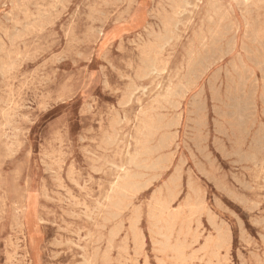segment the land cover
I'll use <instances>...</instances> for the list:
<instances>
[{
	"label": "rangeland",
	"instance_id": "1",
	"mask_svg": "<svg viewBox=\"0 0 264 264\" xmlns=\"http://www.w3.org/2000/svg\"><path fill=\"white\" fill-rule=\"evenodd\" d=\"M65 1L0 0V264H158L147 226L148 206L155 194L166 193L177 169L180 189L173 211L186 208L188 198L201 196L230 232L228 264H264V2ZM221 17L226 18L223 23ZM246 18L254 27L261 23L257 40L251 29L247 36ZM169 87L176 92L170 98L176 110L165 107L159 113L176 121L171 128L174 141L162 153L172 155V162L158 180L149 182L150 175L144 176L146 186L109 218L115 212L110 197L123 177L122 167L135 153L138 117ZM129 171L139 172L131 166ZM135 209L140 211L138 228L144 238L140 254L130 232ZM206 217L199 230L209 228L212 233ZM191 227L198 230L195 222ZM199 249L196 245L189 254ZM197 258L203 259V253Z\"/></svg>",
	"mask_w": 264,
	"mask_h": 264
},
{
	"label": "bare ground",
	"instance_id": "2",
	"mask_svg": "<svg viewBox=\"0 0 264 264\" xmlns=\"http://www.w3.org/2000/svg\"><path fill=\"white\" fill-rule=\"evenodd\" d=\"M67 1V0H66ZM66 1H65V3H66ZM107 1H109V0H107ZM153 1V0H152ZM240 1V0H239ZM244 2H248V1H250V0H243ZM262 2H264V0H261ZM260 1V2H261ZM55 2H56V0H55ZM123 2H124V0H123ZM135 2V1H134ZM179 2V1H178ZM182 2H184V1H182ZM181 2V3H182ZM236 2H238L237 0H236ZM243 2V3H244ZM103 3V2H102ZM107 3V2H106ZM110 3H112L111 1H110ZM115 3V2H114ZM113 3V4H114ZM125 3V2H124ZM153 3V2H152ZM151 3V4H152ZM168 3H171V1L169 2L168 1ZM180 3V4H181ZM218 3V2H217ZM233 3H235V2H233ZM240 3V2H239ZM242 3V4H243ZM259 3V2H258ZM20 4V3H19ZM61 4V3H60ZM173 4H174V2H173ZM13 5V4H12ZM95 5V4H94ZM134 5V4H133ZM178 5V4H177ZM234 5V4H233ZM244 5H245V3H244ZM251 5V4H250ZM264 5V4H263ZM38 6V5H37ZM36 6V7H37ZM60 6V5H59ZM109 6V5H108ZM130 7H131V5H129ZM136 6V5H135ZM219 6V5H218ZM228 6H230V5H228ZM240 6V5H239ZM242 6V5H241ZM8 7V6H7ZM31 7V6H30ZM35 7V6H34ZM39 7V6H38ZM40 7H41V5H40ZM61 7V6H60ZM76 7H78V6H76ZM106 7V6H105ZM110 7H112L111 5H110ZM127 7V6H126ZM167 7V6H166ZM169 7V6H168ZM178 7V6H177ZM214 7V6H213ZM221 7V6H220ZM237 7H238V4H237ZM250 7V6H249ZM57 8V7H56ZM107 8V7H106ZM215 8H218V7H215ZM10 9V8H9ZM64 9V8H63ZM92 9H93V7H92ZM127 9H128V7H127ZM126 9V10H127ZM221 9V8H220ZM37 10H39V8H37ZM41 10V9H40ZM94 10V9H93ZM125 10V9H124ZM215 10V9H214ZM246 10H247V8H246ZM245 10V11H246ZM252 10V9H251ZM95 11V10H94ZM127 11H130V10H127ZM127 11H125V13L127 12ZM164 11H166L165 9H164ZM215 11H217V10H215ZM231 12H232V10H230ZM40 12V11H39ZM55 12V11H54ZM100 12V11H99ZM99 12H98V14L97 15H99ZM131 12V11H130ZM218 12V11H217ZM221 12V11H220ZM246 12H249L248 10L246 11ZM42 13V12H41ZM41 13H39V14H41ZM44 13V12H43ZM49 13V12H48ZM51 13V12H50ZM49 13V14H50ZM53 13V12H52ZM97 13V12H96ZM122 13H124V12H122ZM124 13V14H125ZM129 13V12H128ZM179 13V12H178ZM184 13V12H183ZM224 13H225V11H224ZM253 13V12H252ZM38 14V15H39ZM88 14V13H87ZM93 14H95L94 12H93ZM104 14V13H103ZM148 14H149V12H148ZM154 14V13H153ZM207 14V13H206ZM216 14V13H215ZM218 14V13H217ZM223 14V13H222ZM226 14V13H225ZM225 14H223V15H225ZM232 14H233V12H232ZM250 14V13H249ZM7 15V14H6ZM11 15V14H10ZM33 15V14H32ZM31 15V16H32ZM37 15V16H38ZM51 15V14H50ZM96 15V14H95ZM123 15V14H122ZM126 15H128V14H126ZM125 15V16H126ZM156 15V14H155ZM158 15V14H157ZM178 15H180V14H178ZM177 15V16H178ZM209 16H210V14H208ZM214 15V14H213ZM239 15V14H238ZM245 15V14H244ZM8 16V15H7ZM17 16V15H16ZM19 16V15H18ZM46 16H48V15H46ZM75 16V15H74ZM83 16V15H82ZM81 16V17H82ZM100 16V15H99ZM103 16V15H102ZM102 16H100V17H102ZM109 16H110V14H109ZM129 16V15H128ZM128 16H126V17H128ZM214 16H216V15H214ZM218 16V15H217ZM216 16V17H217ZM220 16H222V15H220ZM220 16H219V18H220ZM247 16H248V14H247ZM256 16V15H255ZM86 17V16H85ZM227 17V16H226ZM43 18V17H42ZM119 18V17H118ZM121 18V17H120ZM151 19L152 18H154V17H150ZM218 18V17H217ZM216 18V21L218 20ZM222 18V17H221ZM229 18V17H228ZM227 18V19H228ZM256 18V17H255ZM255 18H254V20L253 21H255ZM37 19V18H36ZM94 19V18H93ZM103 19V18H102ZM105 19V18H104ZM117 19V18H116ZM211 19V18H210ZM223 19H224V17L222 18V19H219V20H222V23H223ZM226 19V18H225ZM224 19V20H225ZM8 20V19H7ZM9 20H11V19H9ZM35 20V19H34ZM39 20V19H38ZM42 20V19H41ZM66 20V19H65ZM97 20V19H96ZM211 20H213V19H211ZM218 20V21H219ZM251 20V21H252ZM5 21V20H4ZM37 21V20H36ZM43 21V20H42ZM87 21V20H86ZM105 21V20H104ZM117 21V20H116ZM123 21H125V20H123ZM259 20H257V22H258ZM43 22H45V20L43 21ZM46 22H47V20H46ZM103 22V21H102ZM101 22V23H102ZM115 22V21H114ZM121 22V21H120ZM136 22V21H135ZM134 22V23H135ZM173 22V21H172ZM208 22V21H207ZM213 22V21H212ZM226 22V21H225ZM8 23V22H7ZM71 23V22H70ZM88 23V22H87ZM98 23V22H97ZM106 23H107V21H106ZM133 23V24H134ZM159 23V22H158ZM179 23V22H178ZM177 23V24H178ZM218 23V22H217ZM220 23V22H219ZM219 23H218V25H219ZM221 23V24H222ZM259 24H261L260 22H258ZM258 23H256L257 24V26H259V24ZM11 24V23H10ZM29 24V23H28ZM38 24V23H37ZM39 24H40V22H39ZM91 24H93V23H91ZM103 24H105V23H103ZM115 24V23H114ZM162 24V23H161ZM173 24V23H172ZM212 24V23H211ZM211 24H209V25H211ZM214 24V23H213ZM229 24V23H228ZM263 24V23H262ZM45 25V24H44ZM44 25H42V26H44ZM100 25V24H99ZM106 25V24H105ZM147 25V24H146ZM202 25V24H201ZM241 25L243 26V24H242V21H241ZM255 25V24H254ZM27 26V25H26ZM26 26H24V27H26ZM101 26V25H100ZM104 26V25H103ZM162 26H163V24H162ZM178 26V25H177ZM231 26H233V25H231ZM245 26L248 28V30L246 31V32H249V29H251L252 30V33H253V36L256 38L255 40H257L258 38H259V33H260V28L258 29V27L256 28V27H254L253 26V24H250L249 23V19L248 18H246V24H245ZM72 27H73V24H72ZM155 27H157V26H155ZM215 27H216V25H215ZM221 29H222V27L221 26H219ZM225 27V26H224ZM100 28V27H99ZM201 28H203L202 26H201ZM233 28V27H232ZM22 29V28H21ZM30 29V28H29ZM121 29H123V27L121 28ZM176 29H177V27H176ZM212 29V28H211ZM215 29V28H214ZM225 29V28H224ZM94 30H95V28H94ZM152 30V29H151ZM158 30V29H157ZM167 30V29H166ZM223 30V29H222ZM230 30V29H229ZM233 30V29H232ZM21 31V30H20ZM25 31V30H24ZM24 31H22V32H24ZM96 31V30H95ZM98 31V30H97ZM96 31V32H97ZM100 31H101V29H100ZM218 31V30H217ZM224 31V30H223ZM91 32V31H90ZM125 32H127V31H125ZM148 32V31H147ZM163 32V31H162ZM225 32V31H224ZM227 32V31H226ZM226 32H225V34H226ZM245 32V31H244ZM243 32V33H244ZM263 32V31H262ZM261 32V33H262ZM27 33V32H26ZM67 33V32H66ZM98 33V32H97ZM154 33V32H153ZM153 33H152V35H153ZM160 32H158V34H159ZM168 33H171L170 31L168 32ZM175 33V32H174ZM173 33V34H174ZM209 33H210V31H209ZM220 33V32H219ZM222 33V32H221ZM250 33V32H249ZM252 33H250L249 35H247V36H251V34ZM264 33V32H263ZM18 34V32L16 33V35ZM23 34V33H22ZM68 34V33H67ZM66 34V35H67ZM69 34H70V31H69ZM156 34V33H155ZM172 34V33H171ZM213 34H214V32H213ZM212 34V35H213ZM215 34H216V32H215ZM223 34V33H222ZM228 34V33H227ZM230 34V33H229ZM19 35V34H18ZM84 35V34H83ZM82 35V36H83ZM113 35V34H112ZM147 35H148V33H147ZM160 35H161V33H160ZM165 35H166V33H165ZM177 35V34H176ZM224 35V34H223ZM70 36V35H69ZM90 36V35H89ZM100 36V35H99ZM154 36V35H153ZM156 37H157V35H155ZM163 36V35H162ZM173 36V35H172ZM174 36H175V34H174ZM208 36H210V35H208ZM215 36V35H214ZM221 36V35H220ZM1 37V36H0ZM84 37H85V35H84ZM140 37V36H139ZM150 37V36H149ZM203 37V36H202ZM211 37V36H210ZM219 37V36H218ZM244 37H245V34H244ZM13 38V37H12ZM20 38V37H19ZM87 38V37H86ZM158 38V37H157ZM169 38V37H168ZM201 38V37H200ZM205 38V37H204ZM213 38H215V37H212V39ZM106 39V38H105ZM161 39V38H160ZM172 39V38H171ZM221 39H223L222 37H221ZM246 39V38H245ZM248 39V38H247ZM22 40V39H21ZM87 40V39H86ZM200 40V39H199ZM236 40V39H235ZM74 41H76V39L74 40ZM85 41V40H84ZM95 41H97V40H95ZM119 41V40H118ZM149 41V40H148ZM162 41V40H161ZM164 41V40H163ZM166 41V40H165ZM202 41V40H201ZM205 41H206V39H205ZM224 41V40H223ZM228 41V40H227ZM230 41V40H229ZM232 41H234V40H232ZM253 41H254V39H253ZM260 41V40H259ZM8 42H10V39H9V41ZM102 42V41H101ZM168 42H169V40H168ZM172 42V41H171ZM202 42H204V41H202ZM222 42V41H221ZM238 42V41H237ZM252 42V41H251ZM262 42V41H261ZM264 42V41H263ZM51 43V42H50ZM80 43H82V42H80ZM100 43V42H99ZM149 43V42H148ZM212 43H213V41H212ZM215 43V42H214ZM233 43V42H232ZM231 43V44H232ZM241 43V42H240ZM243 43V42H242ZM254 43H255V41H254ZM130 44V43H129ZM132 44H134V43H132ZM131 44V45H132ZM156 44V43H155ZM198 44H201L200 43V41L198 42ZM204 44V43H203ZM202 44V45H203ZM211 43L209 42V45H210ZM252 44H253V42H252ZM257 44V43H256ZM101 45V44H100ZM214 45V44H213ZM215 45H216V43H215ZM213 46V47H216V46ZM223 45V44H222ZM226 45H227V43H226ZM225 45V46H226ZM243 45V44H242ZM245 45V44H244ZM2 46V45H1ZM1 46H0V48H1ZM220 46V45H219ZM232 46H234L233 44H232ZM231 46V47H232ZM239 46V45H238ZM103 47V46H102ZM107 47V46H106ZM164 47V46H163ZM246 47H247V45H246ZM246 47H244V48H246ZM263 47V46H262ZM111 48V47H110ZM207 48H208V46H207ZM206 48V49H207ZM227 48V47H226ZM229 48H230V44H229ZM244 48H243V50H244ZM22 49H23V47H22ZM202 49V48H201ZM234 49V48H233ZM232 49V50H233ZM247 50H250L248 47L246 48ZM255 49V48H254ZM4 50V49H3ZM103 50V49H102ZM123 50V49H122ZM231 50V49H230ZM237 50V49H236ZM247 50H244V51H247ZM1 51V50H0ZM164 51V50H163ZM202 51L205 53V51L202 49ZM207 51V50H206ZM224 51V50H223ZM234 51V50H233ZM232 51V52H233ZM215 52H216V50H215ZM231 52V51H230ZM231 52V53H232ZM248 52V51H247ZM251 52V51H250ZM257 52V51H256ZM259 52V51H258ZM257 52V53H258ZM1 53V52H0ZM13 53V52H12ZM131 53V52H130ZM148 53V52H147ZM161 53V52H160ZM192 53H193V51H192ZM199 53V52H198ZM207 53V52H206ZM208 53H210V52H208ZM217 53H218V51H217ZM217 53H214V56H217V57H219L218 55H216ZM221 53V52H220ZM245 53V52H244ZM252 53V52H251ZM102 54V53H101ZM194 54V53H193ZM224 53H222L220 56H223L224 57V55H223ZM227 54H228V52H227ZM230 54V53H229ZM246 54V53H245ZM250 54V53H249ZM7 55V54H6ZM77 55V54H76ZM189 55V54H188ZM191 55V54H190ZM256 55H258V54H256ZM192 56V55H191ZM190 56V57H191ZM194 56V55H193ZM197 56H199V54L197 55ZM202 56L204 57L205 56V58H207L208 56H206V55H204V54H202ZM201 56V57H202ZM211 56V55H210ZM253 56V55H252ZM7 57V56H6ZM9 57V56H8ZM7 57V58H8ZM100 57V56H99ZM189 57V56H188ZM200 57V56H199ZM212 57V56H211ZM246 57V56H245ZM248 57V56H247ZM138 58V57H137ZM156 58V57H155ZM193 58V57H192ZM196 58H198V57H196ZM204 58V59H205ZM209 58V57H208ZM240 58H242V57H240ZM251 58V57H250ZM258 58H259V56H258ZM98 59V58H97ZM100 59V58H99ZM140 59V58H139ZM151 59V58H150ZM215 59V58H214ZM219 59V58H218ZM247 59V58H246ZM249 59V58H248ZM252 59V58H251ZM264 59V58H263ZM211 60V59H210ZM210 60H208L207 59V61H206V64H207V62L208 61H210ZM216 60V59H215ZM223 60V59H222ZM86 61V60H85ZM147 61V60H146ZM191 61V60H190ZM195 61V60H194ZM202 61V60H201ZM204 61V60H203ZM218 60H216L215 62H217ZM233 61V60H232ZM1 62V61H0ZM18 62H19V60H18ZM149 62H150V60H149ZM192 62V61H191ZM205 62V61H204ZM231 62V61H230ZM234 62V61H233ZM250 62V61H249ZM154 64L156 63V60H155V62H153ZM162 63V62H161ZM213 63V65H214V62H212ZM232 63V62H231ZM242 63V62H241ZM58 64V63H57ZM144 63L142 62V65H143ZM187 65L189 64L190 66H191V64L190 63H186ZM196 64V63H195ZM195 64H194V66H195ZM204 64V63H203ZM211 64V63H210ZM1 65V64H0ZM107 65V64H106ZM153 65V64H152ZM161 65V64H160ZM200 65V64H199ZM209 65V64H208ZM227 65H228V63H227ZM257 65V64H256ZM12 65H10V67H11ZM211 66V65H210ZM243 66H245V65H242V67ZM258 66V65H257ZM26 67V66H25ZM30 67V66H29ZM126 67V66H125ZM145 67H146V65H145ZM200 67V66H199ZM204 67V66H203ZM230 67V66H229ZM263 67V66H262ZM0 68H1V66H0ZM5 68V67H4ZM12 68V67H11ZM100 68V67H99ZM150 68H152V67H150ZM188 68H190L189 66H188ZM192 68H194V67H192ZM197 68V67H196ZM208 68V67H207ZM206 67H204V69L206 70L207 69ZM236 68H237V66H236ZM256 68V67H255ZM258 68V67H257ZM2 69V68H1ZM0 69V70H1ZM163 69V68H162ZM187 69V68H186ZM199 69H201V67L199 68ZM203 69V68H202ZM227 69V68H226ZM11 70V69H10ZM151 70V69H150ZM154 70V69H153ZM196 70V69H195ZM198 70V69H197ZM196 70V71H197ZM208 70V69H207ZM206 70V71H207ZM219 70V69H218ZM242 70H243V68H242ZM247 70V69H246ZM2 71V70H1ZM13 71H14V69H13ZM188 71V70H187ZM186 71V72H187ZM192 71V70H191ZM200 71V70H199ZM236 71V70H235ZM235 71H233V72H235ZM241 71V70H240ZM244 71V70H243ZM143 72H145V71H143ZM193 72H194V69H193ZM198 72V71H197ZM201 72V71H200ZM218 72V71H217ZM228 72V71H227ZM245 72V71H244ZM248 72V71H247ZM259 72V71H258ZM262 72V71H261ZM8 73V72H7ZM150 73V72H149ZM152 73V72H151ZM189 73V72H188ZM187 73V74H188ZM211 73V72H210ZM214 73H216V72H214ZM213 73V74H214ZM251 73V72H250ZM1 74V73H0ZM5 74V73H4ZM101 74H102V72H101ZM145 74V77L147 76L146 75V73H144ZM195 74H197V73H195ZM200 74L201 73H199V77H200ZM203 74H204V72H203ZM218 74V73H217ZM226 74V73H225ZM231 74V73H230ZM234 74V73H233ZM236 74H238L237 72H236ZM235 74V75H236ZM245 73H243V75H244ZM247 74V73H246ZM249 74V73H248ZM247 74V75H248ZM186 75V74H185ZM227 75V74H226ZM229 75V74H228ZM240 75V74H239ZM251 75V74H250ZM4 76V75H3ZM148 76H149V74H148ZM215 76V75H214ZM219 76V75H218ZM5 77V76H4ZM4 77H2V78H4ZM128 77V76H127ZM184 77H186V76H184ZM210 77H212V76H210ZM230 77H233V76H231L230 75ZM237 77V76H236ZM239 77V76H238ZM241 77V76H240ZM248 77V76H247ZM147 78V77H146ZM145 78V79H146ZM160 78V77H159ZM194 78V77H193ZM214 78V77H213ZM242 78H244V77H242ZM252 78V77H251ZM255 78V77H254ZM23 79V78H22ZM104 79V78H103ZM143 79V78H142ZM182 79V78H181ZM199 78L197 77V80H198ZM220 79V78H219ZM227 79V78H226ZM229 79V78H228ZM227 79V80H228ZM235 79V78H234ZM241 79V78H240ZM248 79V78H247ZM249 79H250V76H249ZM248 79V80H249ZM261 79V78H260ZM264 79V78H263ZM3 80V79H2ZM156 80V79H155ZM209 80V79H208ZM207 80V81H208ZM211 80H213L212 78H211ZM233 79H231V81H232ZM247 80V81H248ZM190 81H191V79H190ZM214 81H218V80H214ZM229 81V80H228ZM251 81H254V79L253 80H251ZM262 81V80H261ZM49 82V81H48ZM47 82V83H48ZM185 82V81H184ZM205 82V81H204ZM242 82H244L243 81V79H242ZM263 82H264V80H263ZM2 83V82H1ZM216 83V82H215ZM226 83V82H225ZM230 83V82H229ZM235 83V82H234ZM233 83V84H234ZM241 83V82H240ZM187 83H185L184 85H186ZM190 84L191 83H189V85L188 86H190ZM193 84H194V82H193ZM208 84H209V81H208ZM211 84V83H210ZM217 84V83H216ZM231 84H232V82H231ZM255 84V83H254ZM134 85V84H133ZM179 85V84H178ZM206 85V84H205ZM212 85H213V83H212ZM227 85V84H226ZM236 85V84H235ZM234 85V86H235ZM250 85V84H249ZM100 86H101V84H100ZM106 86V85H105ZM179 86H181V85H179ZM183 86V85H182ZM182 86L181 87H179V88H181V89H183L182 88ZM215 86V85H214ZM242 86V85H241ZM252 87H253V84L251 85ZM255 86V85H254ZM263 87H264V85H262ZM210 87V86H209ZM218 87H219V85H218ZM226 87V86H225ZM230 87V86H229ZM238 87V86H237ZM244 87H246V85H244ZM144 88H146V87H144ZM143 88V89H144ZM177 88V87H176ZM184 88H185V86H184ZM233 88V87H232ZM236 88V87H235ZM241 88H243V87H241ZM254 88V87H253ZM140 89H142V88H140ZM188 89V88H187ZM203 89V88H202ZM219 89V88H218ZM220 89H221V87H220ZM237 89V88H236ZM236 89H235V91H236ZM239 89V88H238ZM246 89V88H245ZM244 89V90H245ZM256 89V88H255ZM255 89H253V90H255ZM138 90V89H137ZM184 90V89H183ZM186 90V89H185ZM200 90H201V88H200ZM215 90V89H214ZM243 90V91H244ZM251 90V89H250ZM252 90V91H253ZM263 90V89H262ZM143 91V90H142ZM144 91H145V89H144ZM239 91H240V89H239ZM264 91V90H263ZM203 92V91H202ZM210 92V91H209ZM212 92V91H211ZM215 91H213V93H214ZM217 92V91H216ZM227 92V91H226ZM237 92V91H236ZM251 92V91H250ZM256 92V91H255ZM137 93V92H136ZM180 93V92H179ZM208 93V92H207ZM249 92H248V90H247V94H248ZM252 93V92H251ZM176 94V92H175V90L173 89V88H171V87H169L167 90H166V92L164 93V94H158L155 98H154V100H153V102H152V104L149 106V107H146L144 110H142L141 111V114L139 115V117H138V120H137V129H136V133H135V153L133 154V156L128 160V162H127V166L126 167H122V173H123V177H121L120 178V181L117 183V185H116V187L114 188V194H113V196H111L110 197V204H111V206H112V209L115 211L113 214L111 213L110 214V216H109V218H113L114 216L116 217V214L119 212V211H121V210H123V209H125L129 204H130V200L131 199H133V198H135L137 195H138V193L139 192H141V190L146 186V182H144V176H148V175H150L149 176V178H148V181L149 182H153V181H155V180H158L159 178H160V176H161V173L162 172H164L165 170H167L168 168H169V166H170V164H171V162H172V155H162V153L167 149V148H169L171 145H172V143H173V141H174V136H173V134L171 133V128L173 127V126H175V124H176V121L175 120H173V119H168L166 116H164V115H162V114H160L159 113V111L162 109V108H175V110H176V107H177V105L175 104V103H173V102H171V100H170V98L171 97H173L174 95ZM193 94V93H192ZM231 94V93H230ZM242 94V93H241ZM250 94V93H249ZM253 94V93H252ZM251 94V95H252ZM134 95V94H133ZM182 95H183V92H182ZM186 95V94H185ZM196 95H198V93L196 94ZM195 95V96H196ZM202 95H203V93H202ZM220 95V94H219ZM228 95V94H227ZM132 96V95H131ZM179 96V95H178ZM181 96V95H180ZM233 96V95H232ZM240 96V95H239ZM238 96V97H239ZM245 95H243V97H244ZM191 97V96H190ZM197 97V96H196ZM198 97H199V95H198ZM197 97V98H198ZM202 97V96H201ZM213 97V96H212ZM214 97H215V95H214ZM217 97V96H216ZM224 97H226V96H224ZM231 97V96H230ZM249 97V96H248ZM260 97H262L261 95H260ZM179 98V97H178ZM184 98V97H183ZM188 98V97H187ZM220 98V97H219ZM233 98H236V96L235 97H233ZM263 98V97H262ZM261 98V99H262ZM192 99V98H191ZM200 99V98H199ZM226 100H227V98H225ZM230 99H232V98H230ZM239 99H243V98H239ZM238 99V100H239ZM248 99H250V98H248ZM260 99V100H261ZM235 100H237V99H235ZM244 100H245V98H244ZM189 101H190V99H189ZM196 101V100H195ZM194 101V103H196ZM201 101V100H200ZM206 101V100H205ZM213 101V100H212ZM214 102H215V100H214ZM216 102H217V99H216ZM228 102V101H227ZM231 102V101H230ZM229 102V103H230ZM240 102H242V101H240ZM246 102V101H245ZM250 102H251V100H250ZM255 102V101H254ZM264 102V101H263ZM186 103V102H185ZM190 103V102H189ZM200 103H202V102H200ZM212 103V102H211ZM218 103H219V101H218ZM220 103H222V102H220ZM219 103V104H220ZM229 103H228V105H229ZM192 104V103H191ZM235 104H238V103H235ZM241 104V103H240ZM250 104H252V103H250ZM189 105V104H188ZM195 105V104H194ZM193 105V106H194ZM197 105V104H196ZM199 105V104H198ZM203 105H204V102H203ZM232 105H234V104H232ZM245 105V104H244ZM246 105H247V103H246ZM248 105H249V102H248ZM263 105V104H262ZM45 106V105H44ZM201 106H202V104H201ZM224 106V105H223ZM225 106H226V104H225ZM249 106H252V105H249ZM184 107V106H183ZM203 107V106H202ZM215 107V106H214ZM254 107V106H253ZM252 107V108H253ZM88 108V107H87ZM191 108V107H190ZM195 108V107H194ZM201 108V107H200ZM204 108H206V106L204 107ZM221 108V107H220ZM233 108V107H232ZM246 108V107H245ZM252 108H249V109H251V110H253ZM183 109V108H182ZM196 109V108H195ZM199 109V108H198ZM198 109H197V111H198ZM216 109V108H215ZM217 109H219V108H217ZM226 109V108H225ZM7 110V109H6ZM167 110V109H166ZM206 110V109H205ZM230 111H231V109H229ZM237 110V109H236ZM254 110H256V107H255V109ZM89 111V110H88ZM162 111V110H161ZM164 111V110H163ZM192 111H195V110H192ZM204 111V110H203ZM214 111V110H213ZM217 111V110H216ZM223 111V110H222ZM227 111V110H226ZM247 111V110H246ZM201 112H202V109H201ZM205 112V111H204ZM233 111H231V113H232ZM245 112V111H244ZM251 112V111H250ZM256 112V111H255ZM78 113V112H77ZM264 113V112H263ZM4 114H7V113H4ZM195 114H198V113H195ZM199 114H200V111H199ZM215 114V113H214ZM221 114V113H220ZM228 114V113H227ZM238 114V113H237ZM239 114H241V113H239ZM238 114V115H239ZM246 115H247V112L245 113ZM245 114H243V115H245ZM253 114V113H252ZM204 115V114H203ZM203 115H200V116H203ZM264 115V114H263ZM6 116V115H5ZM199 115H198V117H200ZM206 116H207V114H206ZM237 116V115H236ZM247 116H249V115H247ZM253 116V115H252ZM251 116V117H252ZM196 117H197V115H196ZM204 117V116H203ZM202 117V118H203ZM226 117H227V115H226ZM234 117H235V114H234ZM238 117V116H237ZM243 117V116H242ZM177 118V117H176ZM221 118H222V115H221ZM249 118H250V116H249ZM253 118H254V116H253ZM252 118V119H253ZM193 119V118H192ZM191 119V120H192ZM205 119V118H204ZM231 119V118H230ZM121 120V119H120ZM179 120V119H178ZM187 120H189V117H188V119ZM194 120V119H193ZM196 120V119H195ZM199 120V119H198ZM197 120V121H198ZM206 120V119H205ZM236 120V119H235ZM239 120V119H238ZM242 120H245V119H242ZM200 121V120H199ZM212 121H213V119H212ZM232 121H234V120H232ZM237 121V120H236ZM246 121V120H245ZM254 122L253 123H255V120H253ZM191 121H189V123H190ZM225 122V121H224ZM240 122H242V121H240ZM194 123V122H193ZM192 122H191V124H193ZM198 122H196V123H194V124H197ZM205 123V122H204ZM204 123H203V125H204ZM219 122H217V124H218ZM244 123H246V122H244ZM231 124V123H230ZM229 124V126H232V125H230ZM235 124V123H234ZM243 124V123H242ZM260 124V123H259ZM178 125V124H177ZM199 125V124H198ZM215 126H216V124H214ZM228 125V124H227ZM246 125V124H245ZM254 125V124H253ZM179 126V125H178ZM247 126V125H246ZM245 126V127H246ZM259 126V125H258ZM5 127V126H4ZM3 127V128H4ZM194 127V126H193ZM197 127H199V126H197ZM217 127H219V126H217ZM234 127V126H233ZM250 127H252V126H250ZM185 128H187V127H185ZM189 129H190V127H188ZM204 128V127H203ZM214 128V127H213ZM231 128V127H230ZM242 128V127H241ZM240 128V129H241ZM260 128H262V127H260ZM11 129V128H10ZM205 129V128H204ZM222 129H225V128H223V126H222ZM222 129L220 128V130L222 131ZM239 129V128H238ZM237 129V130H238ZM6 130V129H5ZM188 130V129H187ZM191 130V129H190ZM196 130V129H195ZM233 130V129H232ZM251 130V129H250ZM193 131V130H192ZM209 131V130H208ZM241 131V130H240ZM257 131H259L258 129H257ZM8 132V131H7ZM201 132V131H200ZM203 132V131H202ZM201 132V133H202ZM223 132V131H222ZM221 132V133H222ZM228 132V131H227ZM236 132V131H235ZM242 132V131H241ZM244 132H246V131H244ZM186 133V132H185ZM224 133V132H223ZM222 133V134H223ZM243 133V132H242ZM247 133H249V130H248V132ZM182 134V133H181ZM190 134V133H189ZM197 134V133H196ZM214 134H216V133H214ZM220 134V133H219ZM231 134V133H230ZM243 134H246V133H243ZM263 134V133H262ZM118 135V134H117ZM226 135H227V133H226ZM232 135V134H231ZM237 135H238V133H237ZM242 135V134H241ZM255 135V134H254ZM264 135V134H263ZM199 136H201V135H199ZM198 136V139L200 138ZM244 136V135H243ZM187 137V136H186ZM195 137H197V136H195ZM235 137V136H234ZM240 137V136H239ZM258 137V136H257ZM188 139L190 138V137H187ZM191 138H192V136H191ZM190 138V139H191ZM245 138V137H244ZM246 138H247V136H246ZM109 139V138H108ZM111 139H113V138H111ZM201 139V138H200ZM199 139V140H200ZM207 139H208V136H207ZM214 139V138H213ZM236 139H240V138H236ZM235 139V140H236ZM262 139V138H261ZM79 140H81V139H79ZM202 140V139H201ZM215 140V139H214ZM251 140H252V138H251ZM191 141H192V139H191ZM193 141H194V139H193ZM204 141V140H203ZM215 141H217V140H215ZM237 141H239V140H237ZM205 142H206V140H205ZM240 142V141H239ZM258 142V141H257ZM187 143V142H186ZM198 143V142H197ZM254 143V142H253ZM193 144V143H192ZM194 144H196V142L194 143ZM219 144H221L220 142H219ZM249 144V143H248ZM255 144H257V143H255ZM260 144V143H259ZM18 145V144H17ZM112 145V144H111ZM207 145V144H206ZM195 146V145H194ZM197 147H198V150H200L199 149V146L198 145H196ZM208 146V145H207ZM213 146H214V144H213ZM220 146V145H219ZM176 147V146H175ZM188 147H189V145H188ZM217 147H215V149H216ZM214 149V148H213ZM181 150V149H180ZM203 150V149H202ZM204 150H206V149H204ZM86 151V150H85ZM87 152V151H86ZM200 152H201V150H200ZM203 152V151H202ZM234 152H236V151H234ZM240 153V152H239ZM210 154H212V153H210ZM241 154V153H240ZM242 155V154H241ZM255 155V154H254ZM251 156V155H250ZM178 157V156H177ZM192 157V156H191ZM205 157V156H204ZM180 158V157H179ZM209 158H210V156H209ZM242 158V157H241ZM251 158H252V156H251ZM182 159V158H181ZM194 160V159H193ZM252 160H253V158H252ZM255 160V159H254ZM182 161V160H181ZM213 161H215V160H213ZM70 162V161H69ZM188 162V161H187ZM209 162V161H208ZM177 163V162H176ZM194 163V162H193ZM199 163V162H198ZM188 164V163H187ZM254 164V163H253ZM77 165V164H76ZM84 165H86V164H84ZM195 165V164H194ZM199 165V164H198ZM209 165V164H208ZM135 167V168H137V170H139V172L138 173H136V174H131L130 173V171H129V167ZM77 167V166H76ZM198 169V168H197ZM204 170V169H203ZM198 171H199V169H198ZM71 174H72V172H71ZM196 175V174H195ZM234 175V174H233ZM98 176V175H97ZM179 170L177 169L176 170V173H175V176H174V178L170 181V183L168 184V186H167V189H166V193L163 195L161 192L160 193H158V194H155V196H153V198H152V200L150 201V204H149V206H148V212H149V217H148V223H149V225H147L148 226V229H149V233H150V237H151V240H152V244H153V247H154V252H155V254H156V256H157V259H158V264H198V263H195V261L196 260H200V261H203V262H201L202 264H228V261H229V251H230V248H231V235H230V232H229V230H228V228H227V226L225 225V224H223V223H218V218H217V216H216V214L211 210V209H209L208 208V206L205 204V201H204V199L201 197V196H197V197H190V198H188V203H187V205H186V208H184V209H182V210H180V211H177V212H174L173 211V208H172V205H173V202L178 198V195H179V189H180V185H179ZM189 176V175H188ZM187 176V177H188ZM206 178V177H205ZM233 178V177H232ZM189 179V178H188ZM208 180V179H207ZM211 180V179H210ZM51 181V180H50ZM245 182V181H244ZM243 182V183H244ZM191 183V182H190ZM83 184H84V181H83ZM150 184V183H149ZM155 186V185H154ZM40 187V186H39ZM192 186H191V184H190V188H191ZM247 187V186H246ZM249 187V186H248ZM216 188H217V186H216ZM161 189V188H160ZM251 189H253V188H251ZM249 190H250V188H249ZM192 191H193V189H192ZM199 191V190H198ZM151 192V191H150ZM154 192V191H153ZM46 193V192H45ZM194 193V192H193ZM154 194V193H153ZM198 194V193H197ZM30 195V194H29ZM72 195V194H71ZM199 195V194H198ZM237 195V194H236ZM237 197V196H236ZM47 198V197H46ZM74 198V197H73ZM149 198V197H148ZM151 198V197H150ZM68 199V198H67ZM77 199V198H76ZM26 200V199H25ZM68 201V200H67ZM67 201H65V202H67ZM74 201V200H73ZM232 201V200H231ZM10 203V202H9ZM70 203H71V201H70ZM177 204V203H176ZM252 204V203H251ZM82 205H83V203H82ZM17 206H18V203H17ZM86 206V205H85ZM12 208V207H11ZM15 208H16V206H15ZM14 208V209H15ZM18 209V208H17ZM11 210H13V209H11ZM35 210V209H34ZM21 211V210H20ZM12 212H14V210L12 211ZM22 212V211H21ZM62 212V211H61ZM35 212H33V214H34ZM8 214V213H7ZM16 214H17V211H16ZM140 215V211H139V209H135L134 211H133V217H132V219H131V222H130V232H131V235H132V239H133V241H134V244H135V246H136V249H137V252L139 253V252H141L142 250H143V246H144V238H143V236H142V233L140 232V230H139V228H138V223H139V216ZM203 215H206L207 217V221H208V223L210 224V227H212L211 229H210V231H212L213 230V232L212 233H209V228H203L202 230H199L200 228H201V226H203V223H202V221H201V218H202V216ZM242 216V215H241ZM14 217V216H13ZM19 219V218H18ZM236 219V218H235ZM10 221V220H9ZM192 222H195V223H197V227H198V230H194L192 227H191V224H192ZM256 222H257V220H256ZM264 222V221H263ZM25 225V224H24ZM24 225H22V226H24ZM27 225V224H26ZM239 228V227H238ZM28 229V228H27ZM239 230V229H238ZM119 231V230H118ZM118 231L116 232V234H118ZM175 232H177V233H175ZM26 234V233H25ZM176 235V236H175ZM149 237V238H150ZM174 237H176L177 239L174 241L173 240V238ZM67 242V241H66ZM104 245V244H103ZM196 245H199L200 246V249L197 251V252H195V253H193V254H189V250L192 248V247H194V246H196ZM151 247V246H150ZM82 249V248H81ZM16 250V249H15ZM198 252H202L203 253V255H204V258L203 259H199V258H197V253ZM5 253V252H4ZM140 254V253H139ZM14 256V255H13ZM112 257V256H111ZM155 260V259H154ZM145 262L147 263V259H145ZM201 263H199V264H201ZM239 263V262H238ZM133 264H137V263H133Z\"/></svg>",
	"mask_w": 264,
	"mask_h": 264
}]
</instances>
